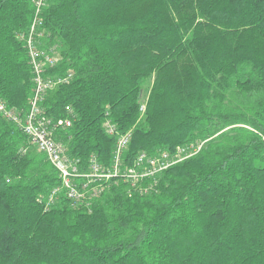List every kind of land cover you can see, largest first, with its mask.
Returning <instances> with one entry per match:
<instances>
[{
  "label": "trees",
  "instance_id": "obj_1",
  "mask_svg": "<svg viewBox=\"0 0 264 264\" xmlns=\"http://www.w3.org/2000/svg\"><path fill=\"white\" fill-rule=\"evenodd\" d=\"M133 2L46 1L43 44L59 52L46 73H73L44 98L48 116L74 113L54 137L83 167L92 154L109 167L108 112L131 133L123 167L203 147L155 192L128 196L117 177L87 205L61 193L46 207L57 172L0 114V264H264V0ZM33 17L34 0H0V101L21 112L33 83L18 34Z\"/></svg>",
  "mask_w": 264,
  "mask_h": 264
},
{
  "label": "built area",
  "instance_id": "obj_2",
  "mask_svg": "<svg viewBox=\"0 0 264 264\" xmlns=\"http://www.w3.org/2000/svg\"><path fill=\"white\" fill-rule=\"evenodd\" d=\"M47 0H34V17L28 31L19 33L18 38L26 48L28 65L32 75V94L26 111H16L0 101V114L15 123L28 137L32 146L44 154L57 172L59 185L53 187L46 198L45 206L55 203L62 193L73 206L90 202L100 195L107 183L113 178H120L127 184L128 196L137 193L146 195L157 190L159 178L172 165L181 163L195 155L203 147L205 141L188 144L174 151H158L150 154L145 151L137 153L129 166L123 167V153L130 140V131L120 133L116 124L105 112L104 132L115 138L112 162L109 167L102 165L96 155L92 154L85 167L79 158L70 157L67 147L57 140L54 134L59 129L71 125L74 113L70 106L65 107L67 116L54 119L48 116L43 107L46 94L57 86L68 83L73 73L68 71L54 76L48 75V69L56 66L59 52L58 46H45L46 37L40 14ZM145 103L139 107L140 117L144 115Z\"/></svg>",
  "mask_w": 264,
  "mask_h": 264
},
{
  "label": "rangeland",
  "instance_id": "obj_3",
  "mask_svg": "<svg viewBox=\"0 0 264 264\" xmlns=\"http://www.w3.org/2000/svg\"><path fill=\"white\" fill-rule=\"evenodd\" d=\"M150 2H151V0H134L133 4L131 6V11L136 12V11L142 10V8H144L145 5H147ZM184 6L185 5H180L179 10H178L179 13H176L175 16H179V14H181V12H183L184 10L186 11V7H184ZM193 8H194V6H193Z\"/></svg>",
  "mask_w": 264,
  "mask_h": 264
}]
</instances>
